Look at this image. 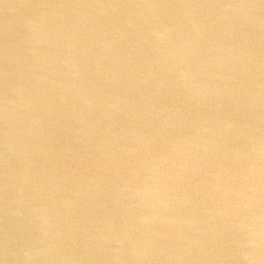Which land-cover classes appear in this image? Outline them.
<instances>
[{
  "label": "water",
  "instance_id": "obj_1",
  "mask_svg": "<svg viewBox=\"0 0 264 264\" xmlns=\"http://www.w3.org/2000/svg\"><path fill=\"white\" fill-rule=\"evenodd\" d=\"M0 264H264V0H0Z\"/></svg>",
  "mask_w": 264,
  "mask_h": 264
}]
</instances>
